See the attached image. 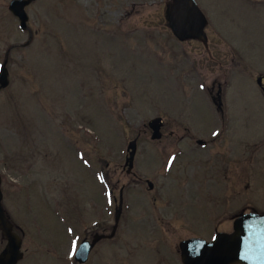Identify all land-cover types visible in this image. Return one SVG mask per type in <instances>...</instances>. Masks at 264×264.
<instances>
[{"label": "rangeland", "instance_id": "rangeland-1", "mask_svg": "<svg viewBox=\"0 0 264 264\" xmlns=\"http://www.w3.org/2000/svg\"><path fill=\"white\" fill-rule=\"evenodd\" d=\"M197 1L211 56L165 29L163 0H33L26 29L10 0H0V65L7 59L8 71L0 88V186L27 253L21 264H71L83 235L77 214L93 221L101 213L112 224L123 188L122 215H140L153 209V197H167L166 173L181 168L190 175L182 169L178 181L192 171L216 173L204 196L224 198L219 203L234 213H264V96L256 82L264 81V2ZM218 87L222 111L211 99ZM156 116L161 137L152 139L148 120ZM215 134L205 147L194 141ZM224 135L236 140L232 155ZM113 241H106L107 264H118V252L131 264L132 239L117 248Z\"/></svg>", "mask_w": 264, "mask_h": 264}, {"label": "flooded vegetation", "instance_id": "flooded-vegetation-1", "mask_svg": "<svg viewBox=\"0 0 264 264\" xmlns=\"http://www.w3.org/2000/svg\"><path fill=\"white\" fill-rule=\"evenodd\" d=\"M202 12L204 13L207 23L204 27L205 32V40H197V39H187V40H179L171 31L169 27V23L165 18V0H163V22L162 25L167 29L173 37L179 42H189L194 41L201 44L202 47L208 52V56H211L209 49L210 44V34H209V24L207 14L205 12V8L201 7L197 0H195ZM254 1H262L264 0H254ZM258 78V77H257ZM262 80H264V66H262ZM257 82V79H256ZM262 90V94L264 96V81L257 83ZM204 90V89H203ZM208 93L212 94L213 88L210 87L206 89ZM221 94V88L218 87L216 95L217 100L214 99V96H211L213 103L217 106V109L222 111V101H218V98ZM219 95V97H218ZM221 99V97H220ZM264 127H262V131ZM220 136L215 134L211 136V138L204 140L200 138L194 139V141L200 147H205L208 143H212L216 137ZM228 135H224L225 139L220 141H224L226 144V148H230L229 154L232 155L235 150V142L233 139V135L231 137H227ZM225 148V146H222ZM227 148V149H228ZM224 157V156H223ZM225 161H228L224 158ZM198 162H202V159H199ZM184 169L185 174L190 175V169L181 168L180 171ZM204 169H208L204 167ZM187 170V171H186ZM209 170V169H208ZM227 170V169H226ZM180 171L177 172H168L166 173V179L169 180L166 182L168 186L165 187L166 190V198L162 197H153L151 201L153 202L151 205L153 209H150V205H146V208L142 209V213L140 215L134 216L133 214H123V205L121 207L120 214L117 219H115V213L113 216V223L108 224L107 220L103 218V214H99L96 220H91L93 217L92 214L85 213L82 219H79L74 224L82 222L80 226L83 227V235L79 238L77 243L72 246L71 252V264H107V240H114L112 243L115 246L112 248H117V245L121 242H124V238H131L130 244L132 245L128 250L129 258H132L133 262L131 264H187L183 260V253L181 244L183 241L189 238H201L205 241H211L216 235L219 233H232L234 232L235 220L241 216L243 213L248 212H259L258 210H251L247 212H239L234 213L230 206L231 204H222L219 203L224 200L221 199H212L209 197H205L206 193H209V190L216 182L213 180L217 179V174L214 173L211 176H208V172L200 173L199 171H192L191 179L189 181H178L181 180L182 175ZM210 171V170H209ZM200 176V177H199ZM201 178L203 181L197 180V178ZM176 178V179H174ZM174 180H177V183H173ZM194 180V181H193ZM151 182V181H150ZM1 185V178H0ZM148 185V183H147ZM169 186H174V188H168ZM153 182H151V187L148 185L149 189H152ZM206 189L208 190L206 192ZM213 191V190H212ZM123 192V188H122ZM161 190H158L157 194H160ZM210 194H212L210 192ZM165 202L163 204V208L157 209L155 202L157 200H162ZM113 200H116L115 197ZM68 202V200H66ZM123 202V201H122ZM214 202V203H213ZM123 204V203H122ZM70 205L69 202L67 206ZM117 206V205H116ZM114 207V211L115 208ZM190 206V211L188 212L187 207ZM195 209L193 213L192 210ZM5 210V209H4ZM230 210V214L226 212ZM7 215V214H6ZM8 216V215H7ZM85 216V217H84ZM95 216V215H94ZM9 218V217H8ZM10 220V219H9ZM227 222L226 228H224V222ZM11 222V221H10ZM12 224V223H11ZM79 227V226H77ZM78 229V228H77ZM12 230L15 232L21 240L22 247V238L21 236L14 230V226L12 224ZM75 232V231H74ZM113 232V233H112ZM123 232L125 235L120 238L118 233ZM189 233V234H187ZM111 235V236H108ZM132 235L131 237H129ZM1 242L3 246L0 247V252L4 248L6 244V238L0 231ZM119 236V238H118ZM76 237V236H75ZM180 238V239H177ZM86 241L90 245L88 250V254L86 259L83 262L77 261L75 258V251L81 242ZM20 247V251L22 252V256L19 260H17L14 264H21V261L27 258V253L24 252ZM51 254V253H49ZM114 258L118 264H126L123 263L122 257L120 253H114ZM26 257V258H25ZM129 261V260H128ZM43 262V263H49ZM42 263V262H41ZM42 263V264H43ZM231 264H241L240 262H233Z\"/></svg>", "mask_w": 264, "mask_h": 264}, {"label": "water", "instance_id": "water-1", "mask_svg": "<svg viewBox=\"0 0 264 264\" xmlns=\"http://www.w3.org/2000/svg\"><path fill=\"white\" fill-rule=\"evenodd\" d=\"M33 0H10L8 9L19 20L21 29L27 28L28 15L26 5ZM165 18L173 34L179 40H205L204 27L207 19L195 0H165ZM7 59L0 65V88L8 83ZM261 77L257 78V83ZM218 101H220L218 99ZM163 119L160 116L148 120L151 138L161 137ZM136 138L127 143L124 166L127 172L133 168L136 154ZM151 187V182L147 180ZM2 191L0 186V231L6 238V244L0 252V264H14L22 256L21 240L13 232L12 224L2 205ZM119 202L115 208V219L118 218L122 207V189ZM116 199V198H115ZM234 232L219 233L211 241L201 238H189L182 242L183 260L187 264H264V213H243L235 220ZM113 233V232H112ZM111 236V235H108ZM90 245L83 241L75 251L77 261L86 259Z\"/></svg>", "mask_w": 264, "mask_h": 264}]
</instances>
